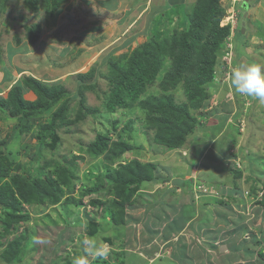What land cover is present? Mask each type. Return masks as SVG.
<instances>
[{
  "label": "rangeland",
  "instance_id": "1",
  "mask_svg": "<svg viewBox=\"0 0 264 264\" xmlns=\"http://www.w3.org/2000/svg\"><path fill=\"white\" fill-rule=\"evenodd\" d=\"M238 1L228 12L231 0H219L229 34L206 97L190 100L165 79L195 0H152L147 11L149 0L140 10L131 0H0V166L27 192L21 218L0 220V264H264V103L231 84L234 68L264 71V0ZM162 41L179 44L161 50L153 77L113 85L140 47ZM29 78L64 92L41 107ZM24 80V104L39 105L31 116L10 99ZM49 122L53 146L38 161Z\"/></svg>",
  "mask_w": 264,
  "mask_h": 264
},
{
  "label": "trees",
  "instance_id": "2",
  "mask_svg": "<svg viewBox=\"0 0 264 264\" xmlns=\"http://www.w3.org/2000/svg\"><path fill=\"white\" fill-rule=\"evenodd\" d=\"M145 1L147 0H131L130 8L133 10H140L141 7H139L138 4L144 3ZM241 3H244V6L241 5L244 9L248 6V3H245L244 1H241ZM136 5L138 8L134 7ZM149 5L150 3L146 2L142 7L147 11L149 10ZM191 9L190 13H186L189 25L187 31L183 33L182 42L180 43L181 48H178L175 53V56L172 59L170 72L166 75L165 79L166 83H169L170 86H177L179 82H182L184 88H188L187 93L190 100L194 98L203 99V97H206L205 92L207 90L205 87L214 77V66L216 64V56L219 51L220 41L229 34L230 30L229 25L219 26L220 16L223 15L219 0H195ZM159 11L160 9L156 10L157 13H161V11ZM6 15H1L0 18L4 20ZM208 31L209 34L205 38L203 34ZM238 34L243 36L240 31ZM178 44L177 41H171L170 43L162 41V43H156L153 46L148 44L143 49L140 47V55L137 56L135 53L127 65L122 66L121 70L117 72L111 82L113 85L116 84L118 89L125 88L130 83L142 84L145 78L153 77L155 75L157 67L154 65V61L159 62V54L161 50L167 46L173 52V50L178 47ZM150 48L153 50V55H151V52L147 51ZM7 73L8 71H6V74ZM189 73L190 75H188ZM26 82L27 80H24V83L21 82V87H16V97L12 98L14 97L12 95L10 99L12 100L13 105L16 104V107L19 108L21 114L24 116H31L38 110L37 107L39 105L36 104L35 101L30 104H24L21 95V88ZM108 82H110L109 78ZM29 83H31V86ZM27 86L33 88L43 96V103L40 104L41 107H47L51 101L54 102L58 100L64 92L63 89L50 87L34 78H29ZM17 98L19 99L20 104L17 102ZM171 111L180 118V121H185V125L194 121V118L191 117L187 107H176L171 109ZM193 127L194 126L191 125L186 132H182H185L184 134H186L187 132H190ZM40 130L37 133V138L39 139V152L37 154L38 161H40V158L46 151L48 145L53 146V143L50 144L48 140L49 138L55 137L56 128L52 122H49L45 132H43V129ZM59 169L64 173H67L62 167H59ZM55 172L62 178V173H60L57 168L55 169ZM6 176L14 179L16 182H14V180L9 182ZM0 180L3 182L2 187L0 188V208L2 209V212L0 211V216L3 214L5 216L4 219L0 218V220H19L21 218L19 215L20 206L22 200L25 198L24 196L27 194L25 183L22 178L11 175L9 171H5L1 166ZM13 183L14 186H12ZM51 192L52 193L47 194V197L52 201L58 200L64 193L61 190V186L59 187L58 184H54V188ZM19 245L20 241H18L16 247L14 242L9 243L7 246V252L9 254L13 253Z\"/></svg>",
  "mask_w": 264,
  "mask_h": 264
},
{
  "label": "clouds",
  "instance_id": "3",
  "mask_svg": "<svg viewBox=\"0 0 264 264\" xmlns=\"http://www.w3.org/2000/svg\"><path fill=\"white\" fill-rule=\"evenodd\" d=\"M236 2L239 1L231 0L232 5L228 12L235 10ZM242 6H244V3H242ZM231 84L236 93L264 103V71H262V67L257 63H249L243 70L238 67L234 68ZM83 244L86 253L89 255L98 254L94 251L95 245L93 240L85 239ZM73 264H86V261L83 258H76Z\"/></svg>",
  "mask_w": 264,
  "mask_h": 264
},
{
  "label": "crops",
  "instance_id": "4",
  "mask_svg": "<svg viewBox=\"0 0 264 264\" xmlns=\"http://www.w3.org/2000/svg\"><path fill=\"white\" fill-rule=\"evenodd\" d=\"M168 2L169 3H172L173 5H175V4H178V3H180V2H184V0H168ZM148 3H152V0H149V2ZM178 185V184H177ZM182 185H183V182H182ZM193 209L197 212V210L193 207ZM199 214V213H198ZM191 217V220L188 218V217H185L184 218V220H186V218H188L187 219V221L186 222H190V221H192L193 220V216H190ZM182 219H183V217H182ZM200 220L198 219L196 222H195V224H197L198 222H199ZM196 229V228H195ZM149 244H151V243H149ZM174 262V261H173ZM175 263V262H174Z\"/></svg>",
  "mask_w": 264,
  "mask_h": 264
},
{
  "label": "water",
  "instance_id": "5",
  "mask_svg": "<svg viewBox=\"0 0 264 264\" xmlns=\"http://www.w3.org/2000/svg\"><path fill=\"white\" fill-rule=\"evenodd\" d=\"M245 27H242L241 31L243 32ZM224 249H227L226 245L222 244L220 245V251H223Z\"/></svg>",
  "mask_w": 264,
  "mask_h": 264
}]
</instances>
